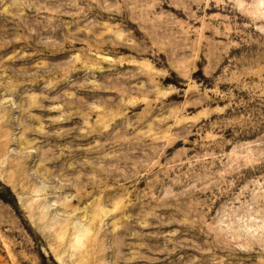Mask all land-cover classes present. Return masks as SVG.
I'll return each mask as SVG.
<instances>
[{
  "label": "rangeland",
  "instance_id": "1",
  "mask_svg": "<svg viewBox=\"0 0 264 264\" xmlns=\"http://www.w3.org/2000/svg\"><path fill=\"white\" fill-rule=\"evenodd\" d=\"M0 264H264V0H0Z\"/></svg>",
  "mask_w": 264,
  "mask_h": 264
}]
</instances>
